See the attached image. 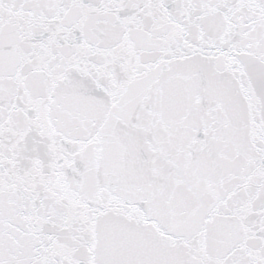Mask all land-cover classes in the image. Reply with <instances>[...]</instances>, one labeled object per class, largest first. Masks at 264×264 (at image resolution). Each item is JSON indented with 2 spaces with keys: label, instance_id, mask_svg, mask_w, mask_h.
I'll return each instance as SVG.
<instances>
[{
  "label": "snow or ice",
  "instance_id": "snow-or-ice-1",
  "mask_svg": "<svg viewBox=\"0 0 264 264\" xmlns=\"http://www.w3.org/2000/svg\"><path fill=\"white\" fill-rule=\"evenodd\" d=\"M0 264H264V0H0Z\"/></svg>",
  "mask_w": 264,
  "mask_h": 264
}]
</instances>
